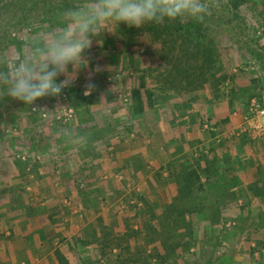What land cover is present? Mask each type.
I'll return each instance as SVG.
<instances>
[{
    "label": "rangeland",
    "instance_id": "1",
    "mask_svg": "<svg viewBox=\"0 0 264 264\" xmlns=\"http://www.w3.org/2000/svg\"><path fill=\"white\" fill-rule=\"evenodd\" d=\"M212 2L214 6L211 8V15L205 19V26L210 27V37L218 46L223 72L225 73L226 70L227 75L230 76L228 81L219 87L221 96L218 99L215 98L214 86L211 83H206L200 90L192 92L182 90L180 94L175 89L162 92L161 85L167 75V70L171 68L162 56L160 57V43L150 38L148 34H140L133 42H130L131 46H127L124 44V37L116 31L117 27L112 28V32L106 31L100 37L93 39L91 48L84 54L85 59L88 60L87 66L81 67L75 73L71 85L63 90L61 96H48L37 100L34 106L38 110H33L23 102L9 96L0 97V203L16 197L18 200L27 199L29 196L27 186L39 180L42 181L40 184L45 183L46 176H51V173L47 171V174L43 173V176L39 177L41 174L37 170L36 155L50 153L49 158L45 157V159L51 162V168L60 167L62 163H65L61 157L67 154V151L63 149L67 148L70 143L65 136L58 135L61 129L72 132V143L77 141V145L81 143L79 142L81 137L87 134L92 136L97 134V137L102 140L106 139L107 142L110 141L114 132L118 134V137H123L124 141L134 133L142 135L141 130L144 131L145 121L149 118L142 116L145 111L137 113L136 108L133 110L135 99L132 97V91L136 89H142L144 99H147L146 94L151 93L153 104L150 108L159 115L160 111L165 113L168 125L173 127L172 132L176 131L175 126L181 121L187 120L188 123H192L198 119L197 123L206 130L203 137H210L212 142L199 147L196 152L197 158L193 160L199 159L204 154L208 156V161L215 162L214 165L218 167L215 171L216 176L210 179L203 177L205 181L202 183L206 187L207 196H215L220 200L224 196L219 192V185H222L225 177L222 176V170L231 169L234 173L239 168V162L237 164L225 154V143L232 139L238 140L244 134H248L252 142L245 139L246 143H251L253 148H257L260 140L264 138L250 130L241 132L246 128V124L248 125V120L252 119L250 109L253 103L261 99L264 104V0H212ZM82 3L83 0H38L37 3L35 0H0V55L23 58L34 39L40 38L42 33L63 27L61 14L64 11ZM112 53L123 56L117 65L109 62V55ZM129 55L130 61L133 60L131 66L127 57ZM69 71H71V66H69ZM217 75L219 76L220 73ZM64 78L60 76L57 82ZM89 84L94 85L91 93L95 96L94 104L86 105L84 108L77 107L81 105V102L75 100L73 92L81 90L84 95L86 86ZM91 95L84 96L91 97ZM222 105L225 108L220 109L219 106L222 107ZM235 113H237L236 117ZM238 115L242 116L241 121H238ZM262 121L264 122V119ZM92 122L94 124L90 125ZM96 122L99 123L98 126H94L97 125ZM86 144H84L85 147L88 145ZM253 148L249 152L255 153ZM248 155L252 158H248L249 162L253 161L252 164L257 166V157L253 153H248ZM74 158L76 161L71 162L73 166L74 163H79L77 157ZM183 162H188V158L181 161V164ZM193 162L189 159V164ZM157 167L159 168L158 165ZM74 171L75 168L69 170V172ZM53 176L59 177L58 174ZM69 178L71 181V177ZM156 179L154 183L159 184L160 180L157 177ZM83 182L84 177L81 174L75 177V180L73 179L72 185L76 188V190L73 189L75 193L85 192V189L81 188L84 185ZM89 195L90 193L87 198L80 195L79 197L72 196L71 204L73 206L80 204L77 208H73V211L79 212L80 207L84 206H87L88 210L92 208V205L87 204ZM143 199L138 200L143 203ZM200 202L204 200L200 199ZM205 202V208H202L199 214L203 219L199 222L196 220V228H200V235L205 239L196 240L183 259L179 257L180 253H176L177 261L173 264L216 263L220 258L225 259L222 257L223 254L226 258L232 255L229 254L228 248L232 249L235 242L238 244L242 242L240 252L243 254L242 250H244L247 262L249 259L256 260L257 258L262 261L264 256L258 255L257 242L252 244L251 241L239 238L250 237L251 234L255 236L256 231L264 229V223L258 225L254 223V217L258 216L259 209L250 208L248 210L250 216L245 215V211L243 214L248 220L242 224L240 216L237 217L236 214L228 211L223 213L226 209L219 207H207V201ZM128 205L117 203L110 211L108 208H103L101 209L102 214L98 215L96 220L101 217L105 218L107 213L104 211L108 209L109 217L113 218L109 225L115 228L116 234H123L119 231L125 226L123 221L126 213L123 211L133 209V203ZM143 207H145L144 203ZM169 207L173 208L172 204ZM161 210L163 213L166 211L159 207L155 212L154 208V212L158 215L162 214ZM148 215L147 210L137 214L129 222L131 228L134 231H141L145 221L149 220ZM156 225L160 226L161 222ZM238 233L241 236H238ZM138 242L139 245H144L142 240L130 241V250L124 248L128 251L124 252L125 255L121 256L118 249H111L107 250L106 258L102 260H100L99 250L90 246L82 254L87 252V255L90 253L91 257L73 256V264H115L119 259H131L136 252L135 246ZM233 257L236 258L235 254ZM128 262L131 263L130 260ZM151 264H169V262L153 258ZM217 264H227V262L224 260Z\"/></svg>",
    "mask_w": 264,
    "mask_h": 264
},
{
    "label": "crops",
    "instance_id": "2",
    "mask_svg": "<svg viewBox=\"0 0 264 264\" xmlns=\"http://www.w3.org/2000/svg\"><path fill=\"white\" fill-rule=\"evenodd\" d=\"M219 108L225 107L222 105ZM142 116L149 118L145 121L144 131L141 130L142 135L134 133L124 141L123 137H118V134L114 132L110 141L107 142L106 139L97 137V134L95 136L87 134L81 137L83 139L79 141L80 144L77 145V141L71 142L67 148L63 149L67 151V154L61 157L65 163H62L60 167L51 168V162L45 159V157L49 158L48 152L35 156L37 170L41 174L39 177H42L43 173L47 174V171L51 173V176H46L45 183L40 184L42 181L39 180L31 183L30 187L27 186L29 190L27 199L24 200L21 196L20 200L16 197L0 203V264H60L56 255L57 251L69 257L70 264H73V256H87V252L82 254L87 248L82 249L81 244L77 246L76 243L79 239L85 238L88 229L96 228V218L103 212L101 209L108 208L110 211L117 203L124 206L133 203V207L142 209L143 203L138 200L141 198L152 204L155 212H157L156 208L166 210L173 203L177 195V187L172 184L165 169L177 162L181 165V161L186 158L194 161L193 158H197V149L208 142L211 143L212 140L210 137H203L206 130L197 123L198 119L192 123L183 120L175 126L176 131L172 132L173 127L168 125L167 116L162 111L159 115L152 108H148ZM237 119L241 121L242 116L238 115ZM93 124L92 122L90 125ZM96 124L94 126L99 125L98 122ZM152 130L153 133H151ZM245 139L252 142L248 134H244L238 140L232 139L225 143V154L237 164L239 162V168L234 173L231 169L229 171L221 169L223 171L221 174L225 177L222 185H219V192L224 196L222 200H218L215 196L209 195L207 207L226 209L223 213L224 211L233 212L237 217L242 218V224L248 220L243 213L246 211L245 215H249L248 210L255 207L259 209L258 216L254 217V223L258 225L264 223V138L260 140L257 148H253L251 143H246ZM83 143L87 146L85 147ZM252 148L255 149V153L249 152ZM248 153H253L257 157V166L252 164L253 161L249 162ZM74 157H77L79 163H74L73 166L71 162L76 161ZM68 165L71 168L67 167ZM74 168V172H69ZM158 172H162L163 178L160 179L159 184H156L154 181L157 180ZM61 173L63 175L60 176ZM54 174H58L59 177L53 176ZM80 174L84 177V185L81 187L85 189L83 194L75 193L73 189L76 190V188L72 185L73 179L75 180V177ZM210 176H216L215 170L211 171ZM17 180L19 181V178ZM202 181L205 180L202 178ZM89 193L87 204L92 205V208L88 210V207L84 206L80 207L79 212L73 211V208H77L80 204L73 206L72 196L80 195L87 198ZM108 209L104 211L107 213L106 219L102 218L104 225H109L113 221V218L109 217ZM41 210L44 211L41 212ZM130 210L133 209L123 212L127 215ZM161 212L163 213L162 210ZM224 217H222L223 220H225ZM192 219L195 224V238L205 239L200 235V228H196V220L199 222L203 218L196 214ZM122 229L123 227L120 230L118 228L119 231ZM261 230L256 231L255 236L242 235L243 237L239 238L251 241L252 244L257 242L258 255L264 256V229ZM98 235L100 236V233ZM238 236L241 234L238 233ZM242 245V242L239 244L235 242L233 247L236 248H228L229 254L232 255L226 258L223 254L222 257L225 259L220 258L213 264L224 260L227 264H264V259L260 261L259 258L249 259L247 262L244 250H242L243 254L240 252ZM246 247L250 248L249 245ZM234 254L236 258L233 257Z\"/></svg>",
    "mask_w": 264,
    "mask_h": 264
},
{
    "label": "trees",
    "instance_id": "3",
    "mask_svg": "<svg viewBox=\"0 0 264 264\" xmlns=\"http://www.w3.org/2000/svg\"><path fill=\"white\" fill-rule=\"evenodd\" d=\"M37 2L38 0H35V3ZM205 24L206 20L204 23L195 20L185 22L166 20L162 24L148 23L142 28H130L126 24H121L116 28V31L124 37V44L127 46H131L130 42H133L140 34H148L150 38L160 43V57L162 56L171 68L167 70V75L161 85L162 92L168 89H175L180 94L182 90L192 92L200 90L206 83H211L214 86L215 98L218 99L221 96L219 87L228 81L230 76L227 75L226 70L225 73L223 72L218 46L210 37V27ZM121 56L112 53L109 55V62L117 65ZM127 57L131 66L133 60L130 61V55ZM217 73L220 75L218 76ZM232 92L235 93L234 89ZM146 95L147 99H144L142 89L132 91V97L135 99V105H133V110L136 108L135 112L142 113L153 104L151 93ZM73 97L81 102L80 106L76 105L81 108L94 104L95 101L94 94L91 97H85L81 90L73 92ZM258 100V103L264 106L263 101ZM208 159V156L203 154L192 164H189V159L188 162H183L181 165L177 164L180 162L176 163L175 161L177 165L171 164L165 169L172 184L177 186L178 193L172 203L173 208L169 207L164 213L158 215L154 212L153 205L143 200L144 208L133 207L134 210H130L125 215L123 221L125 226L121 230L123 234H116L112 225H104L101 217L97 220L96 228L88 229L85 238L77 241V246L81 244L82 249L90 246L93 249L96 248L99 250L100 260H102L106 258L107 250L118 249L122 256L124 252L130 250V241L142 240L144 245L136 243V252L131 259H119L115 264L127 263L129 260L130 264H151L153 258L161 259V261L166 260L169 264H173L177 261L178 253H180L179 257L183 259V256L191 250L197 240L192 217L201 213L208 197L202 178L210 179L212 177L210 170H218V167L214 165L215 162L212 163ZM157 178L159 180L163 178L162 172L157 173ZM200 199H203L204 202L201 203ZM145 209L149 214V220L145 221L141 231H134L129 222L137 214L145 212ZM158 222H161L160 226L156 225ZM125 247L128 251L124 250ZM149 247L151 248L147 249ZM139 249L142 250L137 251ZM56 255L60 264L69 262V258L59 251ZM89 255L91 254L89 253ZM89 255L87 257L90 258Z\"/></svg>",
    "mask_w": 264,
    "mask_h": 264
},
{
    "label": "clouds",
    "instance_id": "4",
    "mask_svg": "<svg viewBox=\"0 0 264 264\" xmlns=\"http://www.w3.org/2000/svg\"><path fill=\"white\" fill-rule=\"evenodd\" d=\"M213 6L212 0H83L61 14L63 27L34 39L23 58L0 55V97L9 96L38 110L37 100L61 96L75 73L87 66L84 54L102 33L121 24L142 28L166 20L204 23ZM60 76L65 78L57 82ZM93 89V84L87 85L84 95H91ZM58 135L69 143L73 140L67 129Z\"/></svg>",
    "mask_w": 264,
    "mask_h": 264
},
{
    "label": "built area",
    "instance_id": "5",
    "mask_svg": "<svg viewBox=\"0 0 264 264\" xmlns=\"http://www.w3.org/2000/svg\"><path fill=\"white\" fill-rule=\"evenodd\" d=\"M250 114L252 115V119L248 120V125L246 124V128L241 130V132L252 131L257 136L261 137L264 135V106L259 104L258 102H254L251 109Z\"/></svg>",
    "mask_w": 264,
    "mask_h": 264
}]
</instances>
